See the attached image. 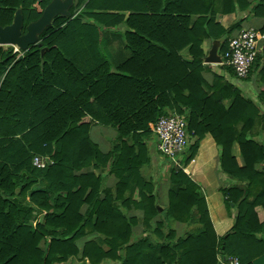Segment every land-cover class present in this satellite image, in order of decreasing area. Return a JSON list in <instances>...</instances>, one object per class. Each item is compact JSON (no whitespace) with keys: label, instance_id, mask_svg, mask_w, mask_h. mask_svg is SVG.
I'll return each mask as SVG.
<instances>
[{"label":"trees","instance_id":"obj_1","mask_svg":"<svg viewBox=\"0 0 264 264\" xmlns=\"http://www.w3.org/2000/svg\"><path fill=\"white\" fill-rule=\"evenodd\" d=\"M49 2L0 0V28L19 9L24 34ZM123 11L126 18L115 13ZM237 12L264 18V0H75L69 17L56 16L36 45L17 52L0 46V264H221L218 256L253 264L264 255V89L253 101L241 85L253 72L264 81V48L243 82L223 65L213 67L210 86L201 75L211 73L202 62L203 41L226 36L222 56L241 30V21L224 29L215 15ZM121 27L117 55H126L111 64L105 33ZM263 32L264 24L257 37ZM185 49L188 61L180 55ZM171 111L185 118L187 147L169 170L161 213L154 197L139 193L144 231L154 217L160 223L156 238H136L128 207L116 206L109 192L99 199L100 179L76 173L109 162V171H122L119 200L120 186L147 161L141 151L154 138L151 127ZM96 125L117 134L105 155L89 138ZM204 140L216 149L213 168L232 180L211 202L184 172L207 168L199 155ZM34 155L53 165L32 167ZM171 220L194 229L175 238Z\"/></svg>","mask_w":264,"mask_h":264},{"label":"crops","instance_id":"obj_2","mask_svg":"<svg viewBox=\"0 0 264 264\" xmlns=\"http://www.w3.org/2000/svg\"><path fill=\"white\" fill-rule=\"evenodd\" d=\"M75 4V0H73V6ZM72 6V7H73ZM93 13H95L93 11ZM121 15H124L126 18L129 14L128 12H115ZM196 17H192V21H194ZM236 21H241L240 23V29H253L255 32H257L262 25L264 24V18L254 17L253 15H250L246 12H237L232 14H219L217 13L214 17V22L218 25H220L222 28L226 29L231 24H233ZM87 24H91L92 20L86 19ZM109 32L105 33V45L104 50L106 53L109 54V60L111 64H117L120 61H122L126 55V52H119V49L122 48V40L120 37V34L124 32L123 27L116 28L115 30H108ZM119 36V37H118ZM104 44V42H103ZM211 45V39H206L203 41L201 45V50L204 52V54H207V51L209 50ZM264 48V32L258 36L257 40V50L258 53ZM117 55V56H116ZM181 57L184 60H189V56L187 54V50H182L180 53ZM220 55V54H219ZM221 57V55H220ZM204 65V64H203ZM208 66L211 69L210 72H202V78L205 81L207 85H211L213 82V76L212 71L213 67L216 66H210V65H204ZM221 66V65H220ZM235 81L234 79H232ZM242 85V93L243 96L256 101L257 95L264 89V81L261 82L257 79L256 73L253 72V74L250 76L249 80L245 83H241ZM224 107L228 106V102H223ZM116 131L112 128L105 127V126H93L91 127L89 131V138L90 140L97 145L99 151L105 155L107 154L114 145V140L116 138ZM259 139L264 141V136L260 135ZM156 138L152 137L150 140H147L143 142V145L145 147V153L143 154L141 151V160L143 161L144 158L147 159L145 161L144 165L140 168V171H138L137 174H134L133 171L131 173L132 179L123 186H120L119 192L120 196H118L119 200H117L116 194V184L119 182L118 176L121 175L122 171H116V174H114V171H109V162H106L104 167L99 169H93L92 167L84 168L79 173H91L95 178H99L100 188L98 195L99 199L104 198V192H109V197L113 198L115 197V203L116 206H126L128 207V210L126 212L127 217L132 218L135 220L136 224L133 227V234L136 238H150L154 239L156 238L154 233L152 231L154 230V225L156 223H160V217L156 216L151 220V229H147V231H144L143 227V212L136 208V205L140 201V192H146V196L149 195L154 197V205L156 206V209L158 213H161L164 208L168 205V191L171 187L169 183V173L170 168L174 166H178L180 160H178V163H175L173 161H170L168 159H164L157 151L156 149ZM202 148H200L199 155L201 159L207 161V168H201L199 166L196 167V165H193L188 169L189 171H184L185 174L188 176L189 179L193 181L194 184L197 185L198 193L203 195L206 198V201H213L211 195L212 193L216 192L217 189L220 187H228L232 183V180L229 176L224 174L222 171L218 169V167L213 168V163L211 161H214L217 159V156L212 157L211 153L214 155L216 154V149L211 145L209 140H204L201 142ZM232 153L233 156L236 158L239 165H241V160L239 157V152L237 149L236 144H233L232 147ZM213 159V160H212ZM112 160V158L110 159ZM173 164V165H172ZM169 165V166H168ZM162 166L169 167L168 171H161ZM123 176H128V173L125 172ZM138 180V181H137ZM89 191V190H88ZM87 191V192H88ZM112 194V195H111ZM86 206L82 207V210L85 209ZM81 210V211H82ZM260 209H257V212L259 213V220L262 218V213L259 212ZM41 221V220H40ZM170 229L173 230L175 238H183L186 237L187 233L191 231V229H194L193 225H185L181 222H172V220L169 223ZM163 236H165L167 233H169L167 228H164L162 231ZM86 241V238H82L76 242L77 248L80 250L82 248V245ZM42 246V245H41ZM217 260L219 262V256L217 257ZM115 264V263H113ZM253 264H264V255L260 258L253 261Z\"/></svg>","mask_w":264,"mask_h":264},{"label":"built area","instance_id":"obj_3","mask_svg":"<svg viewBox=\"0 0 264 264\" xmlns=\"http://www.w3.org/2000/svg\"><path fill=\"white\" fill-rule=\"evenodd\" d=\"M257 40V34L253 29L239 30L228 38L227 49L220 57L221 65L232 70L235 81L243 82L248 76L258 54ZM185 128V118L174 112L159 117L154 123L151 132L157 141L156 149L162 157L178 163L188 143ZM31 165L36 169H45L53 165V161L47 156L34 155ZM221 264H239V261L235 257H227L221 259Z\"/></svg>","mask_w":264,"mask_h":264},{"label":"water","instance_id":"obj_4","mask_svg":"<svg viewBox=\"0 0 264 264\" xmlns=\"http://www.w3.org/2000/svg\"><path fill=\"white\" fill-rule=\"evenodd\" d=\"M73 6V0H50L43 9L40 18L29 23L25 33H21L22 16L18 9L15 11L10 25L0 28V46L15 47L19 51H26L38 43L39 35L49 26L56 16L68 18L69 9ZM226 36L211 40L207 54L203 58L204 65L220 66L222 64L219 50Z\"/></svg>","mask_w":264,"mask_h":264},{"label":"rangeland","instance_id":"obj_5","mask_svg":"<svg viewBox=\"0 0 264 264\" xmlns=\"http://www.w3.org/2000/svg\"><path fill=\"white\" fill-rule=\"evenodd\" d=\"M2 47H8V46H2ZM13 48V51L14 52H16V50L17 51H19L18 49H16L15 47H12ZM214 69V68H213ZM214 71V70H213ZM218 72V71H217ZM234 79V78H233ZM172 112V111H171ZM262 136V135H261ZM264 136V135H263ZM169 166V165H168ZM168 169H169V167H167V166H165V167H163L162 166V170L161 171H168ZM215 169V168H214ZM186 171H187V169H186ZM167 174H169V173H167ZM40 221V220H39ZM162 231V230H161ZM223 257H221V256H219V263H221V259H222Z\"/></svg>","mask_w":264,"mask_h":264}]
</instances>
